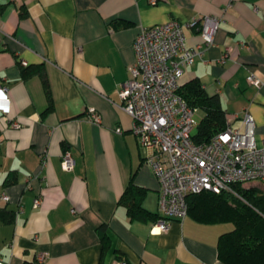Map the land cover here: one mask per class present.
<instances>
[{
  "label": "crops",
  "instance_id": "crops-1",
  "mask_svg": "<svg viewBox=\"0 0 264 264\" xmlns=\"http://www.w3.org/2000/svg\"><path fill=\"white\" fill-rule=\"evenodd\" d=\"M206 14L220 17L214 42L204 45L194 24L185 28L187 44H202L203 51L181 81L197 78L217 94L234 127L244 130L249 112L256 142L264 145V0H0V86L11 101L8 114L0 111L5 261L223 264L218 240L229 229L225 223L187 215L158 233L154 221L131 218L121 201L132 182L145 189L143 206L160 213L151 151L140 147L119 95L135 58L134 39L142 27L172 18L197 22ZM40 70L50 84V109ZM251 73L261 86L248 81ZM89 107L100 111L99 123L85 117ZM66 149L76 160L72 170L62 166Z\"/></svg>",
  "mask_w": 264,
  "mask_h": 264
},
{
  "label": "built area",
  "instance_id": "built-area-1",
  "mask_svg": "<svg viewBox=\"0 0 264 264\" xmlns=\"http://www.w3.org/2000/svg\"><path fill=\"white\" fill-rule=\"evenodd\" d=\"M16 1V0H13ZM156 4L158 0H149ZM220 23L217 15H203L197 22H182L172 18L164 23L142 27L133 42L134 61L128 67V77L119 88L121 107L133 119L132 131L141 148L150 150L148 160L159 180V210L161 216L153 223V230H169L174 218L188 215V197L202 190H232L234 183L264 184V145L255 138V121L247 112L242 120L244 130L227 119L225 128L210 141L198 143L192 133L198 125L199 108L192 107L179 93L186 68L202 53V44H187L185 28L197 26L203 44L214 42ZM225 53L221 61H225ZM26 64L25 60H22ZM248 81L261 86L263 81L254 73ZM0 111L8 114L11 101L8 89L0 86ZM85 117L101 121L100 111L89 107ZM20 127V122H13ZM121 132V129H118ZM1 140V138H0ZM48 162L47 153L41 165ZM76 160L71 151L62 153V166L74 169ZM7 199L8 195L3 193ZM42 196L34 199L40 206ZM40 259H44L43 256ZM0 264H10L0 254ZM113 264H129L118 259Z\"/></svg>",
  "mask_w": 264,
  "mask_h": 264
},
{
  "label": "trees",
  "instance_id": "trees-1",
  "mask_svg": "<svg viewBox=\"0 0 264 264\" xmlns=\"http://www.w3.org/2000/svg\"><path fill=\"white\" fill-rule=\"evenodd\" d=\"M24 13V12H23ZM22 13V14H23ZM26 73V70L24 71ZM52 107L47 75L39 71ZM179 93L192 107L203 112L192 133L195 142L212 139L226 126L227 116L217 94L210 95L197 78L181 83ZM232 190H202L188 197V215L206 223H228L233 227L220 234L218 256L223 264H264V189L257 184L234 183ZM145 189L132 182L121 197L126 200L131 218L157 221L161 213L143 206ZM106 237H103L105 241Z\"/></svg>",
  "mask_w": 264,
  "mask_h": 264
},
{
  "label": "rangeland",
  "instance_id": "rangeland-1",
  "mask_svg": "<svg viewBox=\"0 0 264 264\" xmlns=\"http://www.w3.org/2000/svg\"><path fill=\"white\" fill-rule=\"evenodd\" d=\"M201 116H202V113L199 110V112L196 114V118L199 120L201 118ZM247 184L248 185L257 184V185L261 186L264 189V184H262V183H260L258 181H253V182L247 183ZM224 225H227L229 227V229H231L233 227V224L231 222L225 223Z\"/></svg>",
  "mask_w": 264,
  "mask_h": 264
}]
</instances>
